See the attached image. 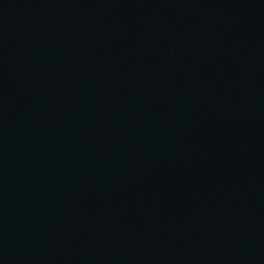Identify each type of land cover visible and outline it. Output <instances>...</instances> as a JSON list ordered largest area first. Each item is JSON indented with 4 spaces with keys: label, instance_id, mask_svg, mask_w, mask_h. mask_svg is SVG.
Listing matches in <instances>:
<instances>
[{
    "label": "water",
    "instance_id": "water-1",
    "mask_svg": "<svg viewBox=\"0 0 264 264\" xmlns=\"http://www.w3.org/2000/svg\"><path fill=\"white\" fill-rule=\"evenodd\" d=\"M0 264H264V0H0Z\"/></svg>",
    "mask_w": 264,
    "mask_h": 264
}]
</instances>
